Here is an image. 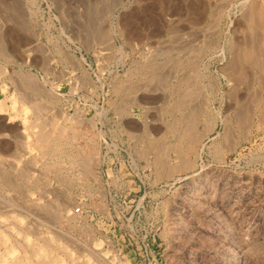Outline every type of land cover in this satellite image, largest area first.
<instances>
[{"label":"rangeland","instance_id":"1","mask_svg":"<svg viewBox=\"0 0 264 264\" xmlns=\"http://www.w3.org/2000/svg\"><path fill=\"white\" fill-rule=\"evenodd\" d=\"M0 165V264H264V0H0Z\"/></svg>","mask_w":264,"mask_h":264},{"label":"bare ground","instance_id":"2","mask_svg":"<svg viewBox=\"0 0 264 264\" xmlns=\"http://www.w3.org/2000/svg\"><path fill=\"white\" fill-rule=\"evenodd\" d=\"M9 122H10V120H9ZM10 129H11V128H10ZM46 130H47V129H46ZM45 132H46V131H45ZM45 132H44V133H45ZM46 133H47V132H46ZM48 135H49V134H48ZM36 136H37V135H36ZM38 136H39V135H38ZM38 136H37V137H38ZM37 137H36V138H37ZM27 141H28V140H27ZM35 141H36V140H35ZM41 141H42V140H40V142H41ZM49 142H50V141H49ZM19 145H20V144H19ZM25 146H26V145H25ZM18 148H19V147H18ZM21 151H22V149H21ZM26 152H27V150H26ZM27 153H28V152H27ZM17 159H18V158H17ZM36 159H37V158H36ZM25 164H26V163H25ZM12 165H13V164H12ZM0 166H1V165H0ZM17 166H18V165H17ZM19 169H20V168H19ZM19 169H18V170H19ZM2 172H4V171H2ZM22 172H23V171H22ZM23 173H26V172L24 171ZM5 174H6V173H5ZM2 176H3V175H2ZM8 176H9V175H8ZM24 176H26V175H24ZM6 177H7V176H6ZM14 178H15V177H14ZM7 179H8V178H7ZM7 179H6V178L4 179V180H5L4 183H5L6 185L8 184V185L11 186L12 183L10 184V182H9ZM22 179H23V177H22ZM9 180H11V179H9ZM1 181H2V180H1ZM25 181H26V180H25ZM2 182H3V181H2ZM13 182H14V181H13ZM19 184H20V183H19ZM15 186H16V185H15ZM16 187H17V186H16ZM8 188H9V187H8ZM14 188H15V187H14ZM20 188H21V186H20ZM20 188L18 189V191L20 190ZM12 189H13V188H12ZM16 189H17V188H16ZM16 189H15V190H16ZM9 190H10V189H9ZM13 190H14V189H13ZM13 190H12V191H13ZM15 190H14V191H15ZM21 190H22V189H21ZM21 190H20V191H21ZM21 192H22V191H21ZM15 193H16V192H15ZM3 202H4V201H3ZM47 202H48V201H47ZM2 204H3V203H2ZM15 204H16V203H15ZM11 207H12V206H11ZM40 207H41V206H40ZM42 209H43V208H42ZM45 209H46V208H45ZM45 209H43V210H45ZM47 210L49 211V209H47ZM48 211H47V213H49ZM45 212H46V211H45ZM54 212H55V211H54ZM54 212H53V213H54ZM67 213H68V212H67ZM51 214H52V213H51ZM55 214H56V213H54V214H52V215H55ZM59 215H60V214H59ZM56 216H57V215H56ZM58 217H59V216H58ZM54 218H55V217H54ZM55 219H56V218H55ZM55 219H54V220H55ZM39 223H40V222H39ZM30 232H31V231H30ZM31 233H32V232H31ZM33 233H34V232H33ZM55 236H57V235H55ZM59 237H60V235H59ZM43 239H44V238H43ZM47 242H48V241H47ZM45 243H46V242H45ZM46 245H47V244H46ZM69 245H70V244H69ZM44 246H45V245H44ZM70 249H71V248H70ZM32 252H33V251H32ZM49 255H50V254H49ZM67 260H68V259H67ZM68 261H69V260H68Z\"/></svg>","mask_w":264,"mask_h":264},{"label":"built area","instance_id":"3","mask_svg":"<svg viewBox=\"0 0 264 264\" xmlns=\"http://www.w3.org/2000/svg\"><path fill=\"white\" fill-rule=\"evenodd\" d=\"M75 213H76V215H78V216H81L82 215V207H78V208H76L75 209Z\"/></svg>","mask_w":264,"mask_h":264}]
</instances>
